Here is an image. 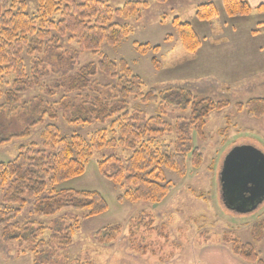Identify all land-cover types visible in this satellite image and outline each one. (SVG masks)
<instances>
[{"label":"trees","instance_id":"obj_1","mask_svg":"<svg viewBox=\"0 0 264 264\" xmlns=\"http://www.w3.org/2000/svg\"><path fill=\"white\" fill-rule=\"evenodd\" d=\"M36 2L37 11L32 14L28 0H0V98L3 99L0 145L29 138L37 127H42L43 141L42 146L22 145L14 159L0 162V190L4 191L0 200V229L7 242H19L27 247L23 253L34 255L33 264H54L50 255L72 244L79 218L64 225L63 220H57L54 226L36 221L20 225L17 220L30 200H33L34 213L39 216H55L66 208L86 211L85 218L105 213L109 205L99 191L57 190L55 185L82 175L95 151L123 148L132 151L128 158L111 154L98 163L104 177L116 184L128 185L118 201L159 203L171 189L165 169L184 175L189 156L194 167L202 163V152L186 134L194 129L199 137L205 138L209 116L225 110L231 102L201 98L181 86L144 90L143 78L132 70L126 59L116 61L101 52L104 43L119 44L131 32L128 25L115 22L114 18L138 14L142 7L149 6L148 2L129 0L121 8H113L104 0ZM223 2L229 16H247L253 11L248 0ZM263 8L261 5L258 9ZM196 16L210 21L218 16V9L214 2H204L198 5ZM173 24L185 49L196 52L201 47V38L192 24L179 17L174 18ZM259 27L264 32V22ZM66 37L76 41L81 50L98 54L99 60L71 73L70 63L73 67L75 57L68 55L61 44ZM139 49L144 54L150 50L159 52L160 45L139 44ZM28 59L32 61L31 66ZM47 64L61 66L64 71L60 70L62 74L48 84L44 94L25 101L23 96L31 88L41 86L40 79L48 75ZM100 74L105 81L100 80ZM131 97L147 103L158 102L159 113L147 117L139 110L131 112ZM236 107L252 118H261L264 97L236 103ZM166 108L190 110L189 117L171 123L165 117ZM60 118L73 126L105 124L111 120L113 136H108L106 127L94 131L90 140L79 133L65 135L56 123ZM166 133L180 136L175 151L170 144L155 141ZM47 230H51V237L46 240L42 237ZM122 233L120 224L106 226L97 230L95 239L110 243ZM230 250L248 263L264 264V256L252 243L233 240ZM71 264L92 263L74 261Z\"/></svg>","mask_w":264,"mask_h":264},{"label":"rangeland","instance_id":"obj_2","mask_svg":"<svg viewBox=\"0 0 264 264\" xmlns=\"http://www.w3.org/2000/svg\"><path fill=\"white\" fill-rule=\"evenodd\" d=\"M104 1L113 8H121L129 0ZM137 1L148 2L149 6L142 7L138 14L114 18L115 22L128 25L130 34L119 44L104 43L101 52L116 61L126 59L132 70L143 78L144 90L181 86L201 98L231 102L225 110L209 116L205 138L199 137L194 129L186 134L192 137L203 154L201 165L194 167L189 156L184 175L165 169L171 189L159 203L119 202V195L128 185L122 186L104 177L98 163L111 154L126 159L132 151L123 148L97 150L82 175L56 184L55 188L99 191L108 202V211L85 218L86 211L66 208L55 216L45 217L34 213L33 200H30L17 221L20 225L36 221L54 226L57 220H65L62 221L64 225L66 221L79 218L72 244L65 250L58 248L50 255L54 264L74 261H91L92 264H223L228 259L224 256L221 260V248L229 249L233 240L252 243L264 256V202L247 213L227 208L220 182L225 158L233 148L252 145L264 152V119L252 118L245 110L239 111L236 107V103L264 97V33L259 27L264 22V9L234 17L226 13L223 0ZM209 1L216 5L218 16L202 21L196 16V10L199 4ZM28 2L29 12L35 13L36 0ZM175 17L191 23L200 36L202 46L196 52H188L179 40L173 24ZM256 30L255 36L252 31ZM169 35L171 39H167ZM146 43L160 45V51L142 53L139 44ZM61 44L68 55L75 57L73 67L70 63L71 73L86 63L99 60L98 54L81 50L69 37ZM258 47H263L262 52L257 50ZM249 48H253V52H247ZM28 60L31 66L32 61ZM46 68L48 75L40 79L42 85L31 88L23 96L25 101L44 94L48 84L64 71L58 65L47 64ZM99 78L106 80L101 74ZM2 100L0 98V103ZM129 105L131 112L139 110L147 117L159 113L158 102L147 103L131 97ZM189 111L166 108L164 113L168 121L176 123L179 118L187 119ZM56 123L65 135L79 133L90 140L94 131L106 127L108 136H113L111 120L105 124L73 126L60 118ZM117 126L116 134L119 132ZM41 132L42 127H37L29 138L0 145V162L14 159L22 145L37 143L42 146ZM179 138L175 133H166L155 141L170 144L171 150L175 151ZM3 195L4 191L0 190V200ZM117 224L123 227L121 236L110 243L96 241L97 230ZM50 237L51 230H47L42 238L47 240ZM25 248L19 242H7L0 229V264H33L34 255L23 253Z\"/></svg>","mask_w":264,"mask_h":264},{"label":"water","instance_id":"obj_3","mask_svg":"<svg viewBox=\"0 0 264 264\" xmlns=\"http://www.w3.org/2000/svg\"><path fill=\"white\" fill-rule=\"evenodd\" d=\"M222 199L227 208L251 212L264 202V152L252 145L233 148L220 174Z\"/></svg>","mask_w":264,"mask_h":264},{"label":"crops","instance_id":"obj_4","mask_svg":"<svg viewBox=\"0 0 264 264\" xmlns=\"http://www.w3.org/2000/svg\"><path fill=\"white\" fill-rule=\"evenodd\" d=\"M248 2L251 4L253 10L254 9H258L259 6L263 5L264 6V0H248ZM264 9V8H263ZM253 32V31H252ZM264 33V32H263ZM255 36L257 34H254ZM201 46H202V43H201ZM201 48V47H200ZM199 48V49H200ZM198 49V50H199ZM256 49V48H255ZM253 48H249L247 52H253ZM257 50H260V52H262L263 50V47H258ZM260 119H264V116L261 117ZM220 255H222L221 260H224V256L227 257V261H223V264H251V263H248L244 260H242L241 258H239L238 256H236L231 250L230 248L227 249L225 247H222L221 248V251H220ZM210 261H212V263H216L215 261H213L212 259H210ZM220 261V260H219Z\"/></svg>","mask_w":264,"mask_h":264}]
</instances>
